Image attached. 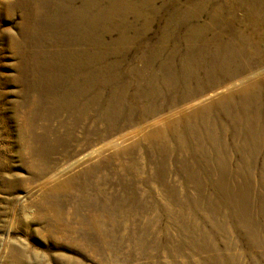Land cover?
<instances>
[{
	"label": "rangeland",
	"instance_id": "1",
	"mask_svg": "<svg viewBox=\"0 0 264 264\" xmlns=\"http://www.w3.org/2000/svg\"><path fill=\"white\" fill-rule=\"evenodd\" d=\"M0 264H264V0H0Z\"/></svg>",
	"mask_w": 264,
	"mask_h": 264
}]
</instances>
